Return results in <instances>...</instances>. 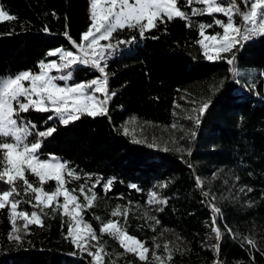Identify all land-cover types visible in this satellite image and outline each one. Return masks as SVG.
I'll list each match as a JSON object with an SVG mask.
<instances>
[{
    "label": "trees",
    "instance_id": "1",
    "mask_svg": "<svg viewBox=\"0 0 264 264\" xmlns=\"http://www.w3.org/2000/svg\"><path fill=\"white\" fill-rule=\"evenodd\" d=\"M184 2L181 0L182 5ZM0 6L17 17L0 22V77L23 71L38 73L40 61L58 60V56L47 55L50 50L73 51L64 35L66 30L79 42L91 23L90 0H0ZM216 19L225 20L221 14H205L192 16L191 27L179 18L159 24L145 38L136 30L118 33L120 39L135 37L136 44L107 60L108 86L116 93L107 104V115H85L64 126L58 120L49 121L50 112L21 114L38 130L57 128L43 141L40 156H55L82 177L74 180L66 176L69 189H77L78 194L81 184L87 188L95 177L101 178L94 206L83 213L96 233L99 235L102 222L119 220L128 234L149 249L148 260L141 261L135 254L125 253L118 241L102 235L105 264H159L152 251L164 258V264H209L212 260L220 264H264V37L237 52L235 69L253 75L236 79L227 63L229 54L224 55L225 60H209L198 43L202 39L201 23L213 25L206 34H222ZM98 77L100 73L94 68L78 65L68 83ZM209 100L210 107L199 115V125L190 121V132L176 133L181 150L161 148L123 133L122 124L129 118L170 128L179 108L198 114L201 103ZM192 131L196 132L194 138ZM34 139L35 135L29 137V141ZM27 175L38 183L35 176ZM108 179H113V184L105 193L103 184ZM133 184L135 189L130 187ZM55 186L49 181L44 187L53 190ZM151 191L167 203L149 205ZM205 192L221 209L217 227L223 236L218 254L212 247L215 241L202 197ZM22 198L30 197L22 194ZM117 205L128 209L126 223L123 215L111 216ZM20 208L39 211L28 203ZM44 213L43 227L31 225L23 243L17 245L8 240V210L0 211V264H90L92 258L78 251L71 238H65L69 219L58 209H44ZM245 237L254 240L256 247ZM166 243L172 250L171 260L164 249Z\"/></svg>",
    "mask_w": 264,
    "mask_h": 264
},
{
    "label": "snow or ice",
    "instance_id": "2",
    "mask_svg": "<svg viewBox=\"0 0 264 264\" xmlns=\"http://www.w3.org/2000/svg\"><path fill=\"white\" fill-rule=\"evenodd\" d=\"M188 8L191 10L190 13L186 10ZM205 14H222L226 18L214 21L215 25L223 29L222 34H206L205 30L213 25L199 24V35L202 39L198 43L205 57L216 60L224 59L221 55L223 53L229 54L227 63L233 65L231 69L233 74L239 75L235 70L237 52L243 48L245 42L256 37H264V0H185L183 5L181 0H90L91 23L81 34L79 42L72 39L67 30L64 33L76 52L56 48L50 50L47 55L58 56V60L40 61L38 73L23 71L14 76L0 77V184L7 186L0 187V211L7 208L9 213L10 242L14 241L17 245H21L24 236L29 234L31 225L43 227L41 213L47 215L44 209L56 211L60 208L61 215L68 217L70 221L65 238H71V243L81 253H87L92 257L90 264H105L107 253L101 241V236L105 234L118 241L125 253H133L141 261L148 260L149 249L144 242L128 234L119 220L109 219L107 222H102L98 235L83 219L84 211L93 207L97 200L95 189L101 184V178L95 177L94 182L87 188L85 184L80 185L79 192L86 203L81 202L76 195L77 189H69L66 186L68 183L66 176L74 180L82 177L77 175L67 162L52 155L46 159L40 156L43 141L52 136L57 128L49 126L45 130H38L33 121L26 120L21 114L30 111L50 112L52 115L47 119L58 120L64 126L85 115L91 118L107 115V104L111 97L116 95L108 86L107 59L118 50L119 45L131 44L135 40V37L120 39L118 33L124 30H136L141 38H145V34L158 28L159 24H167L179 18L187 21L186 26L191 27L192 16ZM52 15L55 17V12ZM237 16L240 17V22H237ZM16 19L17 17L0 6V22ZM65 27L67 29L68 25L66 24ZM43 30L47 32V26ZM152 38L158 39V37ZM101 41L105 43L102 44ZM210 46L214 54H209ZM78 65L94 68L100 73V77L69 84L73 77V68ZM53 70L56 75H50ZM57 81H63L64 86ZM96 93H100L102 98H98ZM210 104V100L201 103L198 109L200 116L206 113ZM188 118L192 119L191 116ZM195 123L199 125V116L195 119ZM127 132L125 128L124 134L127 135ZM32 135H35V139L29 141ZM190 135L194 138L196 132L192 131ZM134 142L140 143V141ZM28 173L35 176L38 183L31 181ZM88 178L92 179L91 174ZM49 181L55 182L56 186L53 190H46L44 187ZM112 184L113 179H108L103 184L105 193L111 190ZM197 186H201L199 178H197ZM130 187L135 189L136 185ZM247 191L251 192L252 189L248 188ZM22 194L23 197L30 198L24 199ZM204 196L207 198L209 193L205 192ZM60 197H63L62 204L59 201ZM147 202L149 205H159L166 204L167 200L159 197L157 192L151 191ZM23 203H28L39 211H25L20 208ZM212 211L214 214H220L221 209L213 204ZM121 215L126 223L128 209H122L117 205L112 210L111 216ZM96 219L101 218L96 217ZM152 219L155 220V217ZM216 224V215H214L211 231L215 233L217 244L212 247L218 254L223 233ZM245 240L253 248L256 247L254 240L248 237H245ZM90 241L96 243L92 244ZM156 247L160 246L157 244ZM164 249L168 253L167 259L171 260L172 250L167 243ZM151 255L159 264H164V258L158 256L155 251H152Z\"/></svg>",
    "mask_w": 264,
    "mask_h": 264
},
{
    "label": "rangeland",
    "instance_id": "3",
    "mask_svg": "<svg viewBox=\"0 0 264 264\" xmlns=\"http://www.w3.org/2000/svg\"><path fill=\"white\" fill-rule=\"evenodd\" d=\"M101 43L103 44L105 42L101 41ZM74 52H76V51L74 50ZM209 54H214L211 51V46H210V53ZM225 54H227V53H225ZM49 62H51V61H49ZM231 69H232V66H231ZM39 71H40V69H39ZM230 73L236 79H239V77H251L253 75L252 72H238L239 75H234L233 71H231V70H230ZM56 74L57 73L54 70L50 73V75H56ZM57 83H59L61 86H64L63 81H57ZM96 96L98 98H102V95L100 93H96ZM197 115L199 116V112H198V114H196V112H194V111H193V113H189V112L184 111L182 108H179V110L175 111V113H174V123L171 125L170 128L153 127L151 125L141 123L134 118H129L122 124V130L124 133V129L127 128V130H128L127 136L135 138V139H139L142 141L150 142V143H152L158 147H161V148L168 147V148H172L175 150H181L183 148V145L178 142V140L176 138V133H178L182 130L183 131L186 130L187 133L190 132V125H191L190 121L194 122L195 119L197 118ZM189 116H191L192 119H189L188 118ZM187 118L189 120H186ZM186 121H189L188 125H185L187 123ZM173 125H175V127H173ZM191 129H192V127H191ZM196 182H197V180H196ZM76 195L79 197L81 202L86 203L84 201L83 196L80 195V192ZM209 200H210V202H212L211 198ZM59 201L62 204L63 203V197H60ZM33 203H34V201H33ZM58 210L61 214L62 209L58 208ZM213 234L215 236V233H213ZM214 236H213V238L215 241L216 238ZM90 243H91V241H90ZM93 251H95V249Z\"/></svg>",
    "mask_w": 264,
    "mask_h": 264
},
{
    "label": "built area",
    "instance_id": "4",
    "mask_svg": "<svg viewBox=\"0 0 264 264\" xmlns=\"http://www.w3.org/2000/svg\"><path fill=\"white\" fill-rule=\"evenodd\" d=\"M241 7L243 8V5L241 4ZM222 15V14H221ZM222 17H224L223 15H222ZM225 18V17H224ZM226 19V18H225ZM236 20H237V22H240V17L239 16H237L236 17ZM259 37H256V38H254V39H252V40H249V41H247V42H245L244 43V45H246V44H248L249 42H251V41H254V40H257ZM206 43H207V41H206ZM136 43L135 42H132L131 44H125V45H119L118 46V50L114 53V54H111L109 57H108V59L107 60H110V59H112V58H114V57H118L119 55H121V53H126V52H128V51H130L131 50V47L132 46H134ZM70 46L72 47V49H73V51L75 50L76 51V49L75 48H73V46H72V44L70 43ZM201 48V47H200ZM201 50L203 51V49L201 48ZM234 51H236L235 49H234ZM222 56H224L225 55V53H223V54H221ZM226 59V57H224V60ZM217 60H219V59H216V61ZM231 66H232V68H233V65H230V70H231ZM90 67V66H89ZM236 70V69H235ZM232 71V70H231ZM196 184H197V182H196ZM203 197V201H204V203L207 205V208H208V210H209V218H210V223H211V228H212V220H213V217H214V215H216V220H217V218H220V214H214L213 213V211H212V202H210V200H209V198H206L205 196H202ZM216 226H217V224H216ZM211 233H212V235L214 236V234H213V232L211 231ZM215 237V236H214ZM216 243H217V240L215 239V245H216ZM209 264H220V263H217L216 261H214V260H212Z\"/></svg>",
    "mask_w": 264,
    "mask_h": 264
}]
</instances>
